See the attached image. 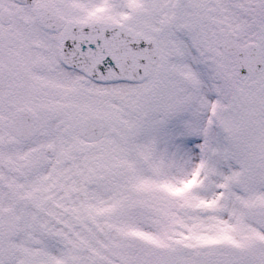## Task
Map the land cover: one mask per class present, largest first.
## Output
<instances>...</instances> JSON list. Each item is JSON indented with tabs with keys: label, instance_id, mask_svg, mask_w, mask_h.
<instances>
[{
	"label": "snow or ice",
	"instance_id": "1",
	"mask_svg": "<svg viewBox=\"0 0 264 264\" xmlns=\"http://www.w3.org/2000/svg\"><path fill=\"white\" fill-rule=\"evenodd\" d=\"M0 264H264V0H0Z\"/></svg>",
	"mask_w": 264,
	"mask_h": 264
}]
</instances>
